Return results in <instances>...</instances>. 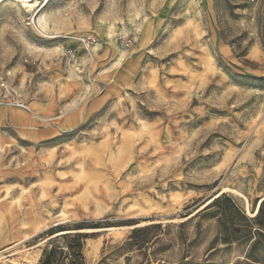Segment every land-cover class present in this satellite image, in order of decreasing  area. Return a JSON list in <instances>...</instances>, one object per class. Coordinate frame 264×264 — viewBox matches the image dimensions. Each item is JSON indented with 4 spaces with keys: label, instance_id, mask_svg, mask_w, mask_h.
I'll return each mask as SVG.
<instances>
[{
    "label": "rangeland",
    "instance_id": "374dc122",
    "mask_svg": "<svg viewBox=\"0 0 264 264\" xmlns=\"http://www.w3.org/2000/svg\"><path fill=\"white\" fill-rule=\"evenodd\" d=\"M4 2L0 264H264V0Z\"/></svg>",
    "mask_w": 264,
    "mask_h": 264
},
{
    "label": "bare ground",
    "instance_id": "6f19581e",
    "mask_svg": "<svg viewBox=\"0 0 264 264\" xmlns=\"http://www.w3.org/2000/svg\"><path fill=\"white\" fill-rule=\"evenodd\" d=\"M5 0H0V3L1 2H4ZM10 2L12 4H15L19 7H22L24 9V11L30 13L34 10V8L40 4V0H10ZM5 3V2H4ZM42 5V4H41ZM8 7V5H7ZM21 8V9H22ZM13 9V8H12ZM18 9V8H17ZM20 9V10H21ZM38 14H37V18H36V25L37 27L40 29V30H43V31H47L49 29L48 27V20H50V18H54V20L56 19L55 17V14L54 13H51V12H45L43 9H39V11H37ZM58 12V11H57ZM56 13V12H55ZM34 14V13H33ZM58 14V13H57ZM59 15V14H58ZM20 17V16H19ZM58 17V16H57ZM30 19V18H29ZM26 20V19H25ZM32 20V19H31ZM27 22V21H26ZM51 22V20H50ZM56 22V20H55ZM58 22V21H57ZM60 22V21H59ZM35 24V23H34ZM50 24V23H49ZM60 25V23H58ZM35 25V26H36ZM57 25V24H56ZM58 25V26H59ZM57 29V28H56ZM42 32V31H41ZM42 34V33H41ZM44 34V33H43ZM48 34V33H47ZM56 34V33H55ZM57 51H58V47L55 48ZM50 53V52H49ZM228 190V189H227ZM234 192V191H233ZM264 201V197H262L258 203V206H257V209L256 211L259 210V207L260 205L262 204V202ZM247 204V203H246ZM247 210H248V204H247ZM257 213V212H256ZM254 213L253 216L256 214Z\"/></svg>",
    "mask_w": 264,
    "mask_h": 264
}]
</instances>
